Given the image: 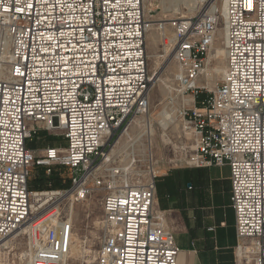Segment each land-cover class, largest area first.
<instances>
[{"label": "built area", "instance_id": "obj_1", "mask_svg": "<svg viewBox=\"0 0 264 264\" xmlns=\"http://www.w3.org/2000/svg\"><path fill=\"white\" fill-rule=\"evenodd\" d=\"M220 1L222 13L155 29L173 54L177 92L196 101L224 20L220 83L196 108L176 110L194 143L184 164L229 168L235 263L264 264V0ZM149 25L142 0H0V241L24 229L25 264H67L72 225L58 208L93 194L103 212L94 264H176L154 210L157 172L134 180L133 160L110 153L149 110ZM42 131L66 145L28 149ZM33 165L67 169L69 188L30 191Z\"/></svg>", "mask_w": 264, "mask_h": 264}, {"label": "rangeland", "instance_id": "obj_2", "mask_svg": "<svg viewBox=\"0 0 264 264\" xmlns=\"http://www.w3.org/2000/svg\"><path fill=\"white\" fill-rule=\"evenodd\" d=\"M148 2L151 3L152 8H148ZM217 2L220 6L221 1L217 0ZM144 3L145 20L149 24H152L154 28L151 32L154 38L153 43L149 41V37L145 39L147 69L150 80L149 110L145 117L139 118L135 122V126H132L120 137L119 144L111 150H115L113 153H121L124 144L132 143L127 153H133L128 156L134 162L132 177L134 180L138 179L139 181L147 179V172L151 169L158 173L176 166L185 165L184 161L194 147L190 131L179 121L176 110L181 109V107H184L186 111L196 108L195 95L187 93L181 97L180 93L177 92L175 83L173 82V74L177 70L173 54L169 48H163L160 41V33L155 28L158 24L167 23V20L173 18L198 16L212 5L211 2H202L201 0H144ZM218 28V33H216L217 40L207 55L204 72L197 82L198 102L211 95L215 86L222 79L221 71H215L214 68H223L224 61L220 58L217 64H215V61L211 57L214 48H223L221 17ZM164 114H169L172 118L174 117L173 119H176L175 122L165 125L162 122ZM41 136L45 137V140L40 143L33 139L31 147H64L66 145L61 136L54 137L50 135L48 137L45 134H41ZM110 144L106 147V150L110 148ZM52 172L54 173L53 175L59 178V182L53 183V179L50 180L52 182H46L47 175L45 174V169L33 165L29 178V184H33L31 190L34 192L67 190L70 186L68 171L55 167L52 168ZM192 172L194 173V171ZM50 184L54 189H52ZM55 184L56 186H54ZM100 197L101 195L99 194H93L79 203L69 204L68 202H64L58 208L60 216L66 215L71 220L72 225L73 234L71 240L75 245L72 243L70 253L73 255L69 256L67 264H94V252L103 234V212ZM25 233L24 229H20L8 238L0 241V243L4 242L20 234L12 241L11 250L1 251L0 264H25L27 249L29 248L25 235H22Z\"/></svg>", "mask_w": 264, "mask_h": 264}, {"label": "crops", "instance_id": "obj_3", "mask_svg": "<svg viewBox=\"0 0 264 264\" xmlns=\"http://www.w3.org/2000/svg\"><path fill=\"white\" fill-rule=\"evenodd\" d=\"M41 134L50 136L39 132L27 141L28 149L50 148L31 147L33 139L40 143L45 140ZM154 210L163 214L165 225L173 234L178 249L176 264H236L237 240L226 165H182L161 171L155 180Z\"/></svg>", "mask_w": 264, "mask_h": 264}, {"label": "bare ground", "instance_id": "obj_4", "mask_svg": "<svg viewBox=\"0 0 264 264\" xmlns=\"http://www.w3.org/2000/svg\"><path fill=\"white\" fill-rule=\"evenodd\" d=\"M202 2L204 1V2H211L212 3V5L210 6V8H208V9H211V8H213V7H215V8H217L218 9V11L220 12L221 11V13H222V6L220 5H218V2H217V0H201ZM213 1V2H212ZM142 4H143V10H144V7H145V3H144V0H142ZM148 8H152V5H151V3L150 2H148ZM207 9V10H208ZM167 21H169V20H167ZM223 27H224V20L222 19V31H221V40H222V36H223ZM219 29V28H218ZM154 30V28H153V26L152 25H149V30L146 32V37H149V41L150 42H152L153 43V41H154V38L152 37V31ZM156 30V29H155ZM218 33V32H217ZM217 35V34H216ZM219 36V35H218ZM217 39H215V41H216ZM153 45V44H152ZM211 51V50H210ZM213 53H212V55H211V57H212V59L215 61V64H217V61H218V59H223V61H224V56H225V54H224V51H223V48H214V50L212 51ZM213 63V62H212ZM217 66V65H216ZM215 69V71H221V75H222V77H223V73H224V66H223V68H217V67H215L214 68ZM218 73V72H217ZM221 77V78H222ZM205 80V79H204ZM219 80V79H218ZM190 101H191V97H190ZM191 105V104H190ZM174 118V117H173ZM172 118V116L171 115H169V114H164V116H163V123L166 125V124H169V123H174L175 122V120L176 119H173ZM183 134V133H182ZM183 139V138H182ZM131 145H132V143H128L127 145H125L124 144V146H122V150H121V154H123V157H124V159H126V157L127 156H129V155H131V154H133V153H127V151L131 148ZM113 152H115V150H113V151H111L110 153H113ZM130 158V157H129ZM160 172H158L157 174H159ZM25 232V231H24ZM22 233V232H21ZM13 234V233H12ZM11 234V235H12ZM18 235H20V234H17V235H15V236H13V237H11L10 239H8V240H6V241H4V242H1L0 243V253H1V251L2 250H11V248H12V241H14V239H16V237L18 236ZM4 240V239H3ZM2 241V240H1ZM71 242H72V240H71ZM73 244H74V242H72ZM75 245V244H74ZM73 254L72 253H70L69 254V256H72ZM8 263H10L9 261H8Z\"/></svg>", "mask_w": 264, "mask_h": 264}, {"label": "trees", "instance_id": "obj_5", "mask_svg": "<svg viewBox=\"0 0 264 264\" xmlns=\"http://www.w3.org/2000/svg\"><path fill=\"white\" fill-rule=\"evenodd\" d=\"M197 98H198V97H197ZM197 98H196V102H197V104H199V102L197 101ZM50 147H53V146H50ZM53 174H54V173L51 172L50 175L47 176V178H46V182H47V181H48V182H52V181H50L51 179L54 180L53 183H57V182H59V178H58L57 176L53 175ZM50 186H52V185L50 184ZM54 186H56V184H55ZM32 188H33V184H31V185L28 184V189H29L30 191H32V190H31ZM52 189H54L53 186H52ZM55 190H57V189H55Z\"/></svg>", "mask_w": 264, "mask_h": 264}]
</instances>
